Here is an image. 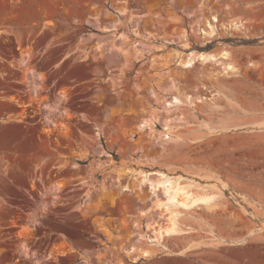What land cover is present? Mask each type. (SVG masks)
Masks as SVG:
<instances>
[{"label":"rangeland","instance_id":"1","mask_svg":"<svg viewBox=\"0 0 264 264\" xmlns=\"http://www.w3.org/2000/svg\"><path fill=\"white\" fill-rule=\"evenodd\" d=\"M0 264H264V0H0Z\"/></svg>","mask_w":264,"mask_h":264},{"label":"bare ground","instance_id":"2","mask_svg":"<svg viewBox=\"0 0 264 264\" xmlns=\"http://www.w3.org/2000/svg\"><path fill=\"white\" fill-rule=\"evenodd\" d=\"M229 6L225 7L228 9ZM219 19L216 17V15L214 14H210L208 17L205 16L204 18H199L196 17V20L194 21V23H191V32H194L196 34H201V38H203L204 40H208L209 37L213 36L216 32V29H218V25L216 24V22H218ZM244 20H242L241 18L237 17H229L226 21L223 20V22L220 23L221 27L228 29L229 27L235 30H241L243 29L244 26ZM226 32V30H225ZM217 33V32H216ZM188 35V33H182L181 37L185 38ZM183 57V56H182ZM181 57V58H182ZM214 57H219L221 59H223L224 64L222 67L224 72H228V71H235L237 69V67L235 66L232 58H231V52L230 50L225 47L222 46L221 48L218 49V51H211V52H200V51H191L189 53H187V55L180 60L181 64L185 67L187 66H191L192 65V61L195 59H203V60H208V58H214ZM218 58V59H219ZM215 59V58H214ZM194 62V61H193ZM222 65V64H221ZM179 92V91H178ZM179 94V93H178ZM174 100H178V96H174L173 97ZM163 182H169L171 188H174V194H180V190L181 188L178 186L176 181L171 180L169 177L164 176L163 174H161V176L158 178V180H161ZM157 182H161L158 181ZM180 196H182L180 194ZM212 197L211 196H198L194 199L191 200L192 202H195L196 200H202V201H210ZM180 201L185 204L188 205L187 199L186 197H181ZM178 223H179V219L177 218V213L175 211H171V214L169 216V220L168 223L166 224V226L163 227V231L165 232H172L174 230L177 229L178 227ZM160 230V229H159ZM158 230V237L159 238L161 236V232ZM144 254H148L147 250H143V255Z\"/></svg>","mask_w":264,"mask_h":264}]
</instances>
